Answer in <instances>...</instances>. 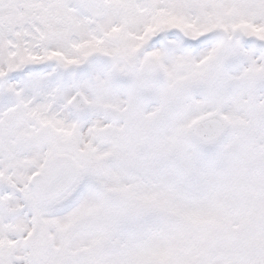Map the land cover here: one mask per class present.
Wrapping results in <instances>:
<instances>
[{
	"label": "snow or ice",
	"instance_id": "obj_1",
	"mask_svg": "<svg viewBox=\"0 0 264 264\" xmlns=\"http://www.w3.org/2000/svg\"><path fill=\"white\" fill-rule=\"evenodd\" d=\"M0 264H264V0H0Z\"/></svg>",
	"mask_w": 264,
	"mask_h": 264
}]
</instances>
